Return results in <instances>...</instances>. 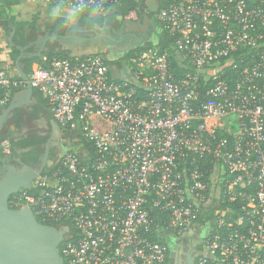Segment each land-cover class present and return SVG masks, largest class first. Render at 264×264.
<instances>
[{"label":"built area","instance_id":"built-area-1","mask_svg":"<svg viewBox=\"0 0 264 264\" xmlns=\"http://www.w3.org/2000/svg\"><path fill=\"white\" fill-rule=\"evenodd\" d=\"M19 2L78 18L120 4ZM156 20L182 75L157 48L120 66L93 55L26 74L52 119L81 139L8 205L47 226L70 223L63 264H164L168 246L154 238L199 225L198 264H264V0H177ZM17 76L0 70V107L24 87Z\"/></svg>","mask_w":264,"mask_h":264},{"label":"water","instance_id":"water-1","mask_svg":"<svg viewBox=\"0 0 264 264\" xmlns=\"http://www.w3.org/2000/svg\"><path fill=\"white\" fill-rule=\"evenodd\" d=\"M159 0L146 1L145 19L148 14L157 13ZM53 17L64 18L71 24V29L64 34L44 33L29 46H35L36 52L23 54L29 46H18L12 41L15 28L11 26V32L7 37L10 47L19 51L14 62V69L19 78L24 82V100L11 98L5 108L0 110V129L5 122L13 116L15 110L20 109L26 100L31 97V88L26 73L20 65V61L27 58H39L45 51L47 43L56 44L59 50L68 53V57L81 58L85 56L98 55L100 51L108 49L110 52L118 50V54L125 52V48L116 47L122 42L116 41L108 35H100L94 29L81 28L78 26V18L70 14H53ZM137 42L131 49L137 47ZM109 62H113L112 60ZM51 124H58L52 119ZM47 154V150L45 152ZM0 165V264H63L60 256V245L63 235L68 228L58 231L56 228L39 223L28 207L11 209L8 205L9 198L20 190H30L34 179L40 176L45 166L34 170L25 165L20 158L5 156Z\"/></svg>","mask_w":264,"mask_h":264},{"label":"flooded vegetation","instance_id":"flooded-vegetation-1","mask_svg":"<svg viewBox=\"0 0 264 264\" xmlns=\"http://www.w3.org/2000/svg\"><path fill=\"white\" fill-rule=\"evenodd\" d=\"M146 1L147 0H134L139 7L135 12L132 11L134 14L132 17L129 15L125 18L116 17L113 22L105 23L101 31L95 30L100 35H108L116 41L121 40L122 42L116 48L126 49L125 52L120 55L117 52L118 50L110 52L108 49H105L99 52V56H103L105 59L111 57L112 59L110 60L113 62H123L124 57L129 55L132 51L153 43L155 40L154 36L159 37L160 31L156 20V13L148 14L149 20L145 19ZM56 19L64 20L62 25L65 27L66 32L71 29L69 26L71 23L68 20L61 17ZM78 26L81 28H87V25L81 20H79ZM43 35L44 34H42V36ZM37 39L38 37L35 40ZM35 40L28 42L24 46H29ZM136 42L138 43L137 47L130 50V47ZM48 45L52 46L53 44L47 43L42 55L50 53ZM36 51L37 48L33 45L25 49L23 54L27 56V53ZM53 51H60L56 44L53 47ZM17 52L19 55V51ZM6 106H4V108ZM25 107L26 106L21 107V109H24L23 111L17 113L14 111L13 116L9 120L10 123L12 122L17 125V132L11 133L8 129V124L5 122L0 129V138L5 136V139L2 142H8L6 156L20 158L25 165L34 170H39L42 166H45V172L51 169L59 158L71 151L72 136L70 132L61 128L59 125H52L51 119L48 120L46 126L41 127L36 115H34L33 112H29L28 107ZM31 124L35 125L32 130L29 128ZM2 142L0 143V149ZM46 150L47 154H45ZM197 227L198 226H195V228L183 235H171V237L167 239L168 261L164 264H198L200 258L203 256V241L207 235V231L196 230ZM54 228L60 231L64 229L65 226ZM70 235L71 232L68 228V232L63 235V241L60 245L61 247Z\"/></svg>","mask_w":264,"mask_h":264},{"label":"trees","instance_id":"trees-1","mask_svg":"<svg viewBox=\"0 0 264 264\" xmlns=\"http://www.w3.org/2000/svg\"><path fill=\"white\" fill-rule=\"evenodd\" d=\"M177 0H159V9L163 8L165 5L167 4H170L172 2H176ZM120 4L116 7L115 9V12L114 14L106 17V18H97V17H94V18H90V17H87V16H79L80 17V20L85 23L87 25V27L90 28V26H96L97 23H101L102 21H109V20H112V19H115L116 17H120V18H125L127 17L132 11L135 12L137 10V8L139 7V5L137 3L134 2V0H119ZM20 2L19 0H0V26H5L9 32H10V28L11 26H13L15 28V32H16V26H18L16 24V22L14 20H12V17L10 16V8L12 6H15V5H19ZM39 13H36L33 15V21H37V17H38ZM53 20L52 21H55V22H52V25L54 24V26H59L64 32L62 34H64L66 32V29L65 27L62 25V22L64 21L63 19L61 20H58L56 19L55 17L52 18ZM105 23V22H104ZM20 26V25H19ZM159 27V31H160V35L156 41V43L154 44H148L144 47H140L138 49H136L135 51H132L129 55L125 56L124 59H123V62H109L108 60H106L103 56H101L105 62L109 65H116V66H120L121 64L123 63H127L129 61L130 58L134 57L135 55L139 54L140 52L144 51V50H147V49H153V48H157L161 51L163 50H166L168 51V53L170 54V56L172 57V60H173V71L174 72H178V74H181L182 73L180 71H177V64L174 60V51L170 48V45L172 44V39L167 35L166 32L162 31L160 26ZM8 32V33H9ZM15 32H14V35H15ZM44 34V32H43ZM49 34H58L56 32H50ZM13 35V40L14 41V36ZM33 40H26L24 43H16L15 41L13 42L15 45H18V46H24L26 45L28 42H32ZM48 47L50 48V53L49 54H44L46 55V58L39 62L38 63V66H41V67H45L49 62H51L52 60L54 59H69L68 57V54L66 52H61V51H57V52H54L53 51V46L51 45H48ZM17 56H18V52H17ZM16 56V57H17ZM15 57V59H16ZM15 59H14V62H15ZM33 59H36V58H33ZM26 62H30L28 59H23L20 61V65L21 67L23 68L24 72L26 74H29V70H26L25 69V65L28 64ZM12 69H14V67H12ZM1 70V69H0ZM17 79H20L18 76H17ZM71 135H73L74 138L76 139H81L80 137V134H78L77 132H70ZM5 139V136L1 137L0 138V143ZM82 143H83V140H82ZM84 149L88 152V154L91 156L92 155V149L90 148L89 145H85L84 144ZM6 155L3 154L2 152V149H0V160H2ZM204 223L203 221H200L199 224H202ZM64 226H67L70 230V232L72 233L73 232V229H72V226L70 225V223L66 222L63 224ZM51 227H56V226H52V225H49ZM154 240L160 244H167L166 243V238L164 236H161L160 238H157L155 237ZM60 249V252H61V249L62 247L60 246L59 247ZM64 261V259H63ZM166 261H168V255L166 257Z\"/></svg>","mask_w":264,"mask_h":264},{"label":"rangeland","instance_id":"rangeland-1","mask_svg":"<svg viewBox=\"0 0 264 264\" xmlns=\"http://www.w3.org/2000/svg\"><path fill=\"white\" fill-rule=\"evenodd\" d=\"M21 6V5H19ZM30 9V8H28ZM34 9V10H33ZM31 12L30 14L23 15L22 13L20 15H13L12 20L16 22L18 26H16V32H15V37L14 41L16 43H24L26 40H35L37 37L42 36L43 32L44 33H50V32H56L58 34H62L64 31L59 27V26H54L52 25L53 16H50L49 14L45 13V10H41V12H37L36 8L31 7ZM14 12V10H13ZM39 13L37 17V21H33V15ZM114 19L112 20H107V21H102L101 23H97L96 26H90L91 29L101 31L103 29V25L107 22H113ZM105 22V23H104ZM20 25V26H19ZM87 27V26H86ZM89 28V27H87ZM8 32L9 30L5 26H0V56L5 58V62L8 64L10 68L14 67V59L17 56V50L13 47H10L7 42V37H8ZM155 40L153 41L152 44L156 43L157 38L154 36ZM13 40V39H12ZM13 41V42H14ZM55 44L52 46L54 47ZM46 58V55H42L39 58L36 59H28L30 62H26L25 69H29V71L35 69V67L38 66V63L43 61ZM107 60L112 59L111 57H107ZM111 61V60H110ZM35 127L34 124H31L29 128L32 130ZM71 134V133H70ZM72 136V149L76 150L79 148L78 144L76 143L77 139ZM71 149V150H72ZM196 230H206V228L202 227L199 225Z\"/></svg>","mask_w":264,"mask_h":264},{"label":"crops","instance_id":"crops-1","mask_svg":"<svg viewBox=\"0 0 264 264\" xmlns=\"http://www.w3.org/2000/svg\"><path fill=\"white\" fill-rule=\"evenodd\" d=\"M31 7L35 8L34 6H27V5H15V6H12L10 9V16H13V15H20L21 13L23 15H27V14H30L31 12ZM30 8V9H28ZM14 10V12H13ZM34 10V9H33ZM41 10H45V13L46 14H49L50 16H53V14H57L56 12L54 11H47L46 12V9H41ZM61 14V13H60ZM10 32H11V28H10ZM9 34V33H8ZM26 67V65H25ZM4 68H10L8 66V64L5 62V58H3L2 56H0V69H4ZM26 70H29V69H26ZM23 92H24V87L23 88H20L18 89L17 91L14 92L13 96H15L16 99H19V100H24V97H23ZM23 106H26L25 108H29V112H33L34 115H36V118H38V122H39V125L41 127H44L47 125L48 123V120L51 119L52 120V116L50 114V111H49V108L47 106V103L46 101L44 100V98L35 90H33V93L31 95V97H29L27 100H26V103L23 105ZM4 107H0V110H2ZM24 109H17L15 110V112H20V111H23ZM23 113V112H22ZM10 119H8L6 121V123L8 124V129L11 133H16L17 132V125H15V123H10L9 122ZM1 161V160H0ZM2 171V168H1V165H0V173ZM171 236H168V238H170Z\"/></svg>","mask_w":264,"mask_h":264},{"label":"bare ground","instance_id":"bare-ground-1","mask_svg":"<svg viewBox=\"0 0 264 264\" xmlns=\"http://www.w3.org/2000/svg\"><path fill=\"white\" fill-rule=\"evenodd\" d=\"M159 10V9H158ZM158 12V11H157ZM57 14H60V13H57ZM62 14V13H61ZM63 14H67V13H63ZM168 239V238H167Z\"/></svg>","mask_w":264,"mask_h":264}]
</instances>
